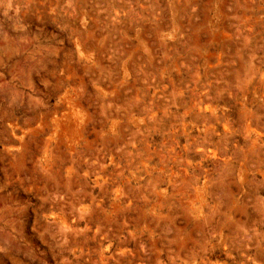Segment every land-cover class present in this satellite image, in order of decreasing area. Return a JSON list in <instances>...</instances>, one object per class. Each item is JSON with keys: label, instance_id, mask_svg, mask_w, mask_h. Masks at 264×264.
<instances>
[{"label": "rangeland", "instance_id": "obj_1", "mask_svg": "<svg viewBox=\"0 0 264 264\" xmlns=\"http://www.w3.org/2000/svg\"><path fill=\"white\" fill-rule=\"evenodd\" d=\"M0 264H264V0H0Z\"/></svg>", "mask_w": 264, "mask_h": 264}, {"label": "bare ground", "instance_id": "obj_2", "mask_svg": "<svg viewBox=\"0 0 264 264\" xmlns=\"http://www.w3.org/2000/svg\"><path fill=\"white\" fill-rule=\"evenodd\" d=\"M258 132V131H257ZM260 134V133H259ZM258 135V134H257ZM218 149V148H217ZM225 156V155H224ZM218 157V156H217Z\"/></svg>", "mask_w": 264, "mask_h": 264}]
</instances>
